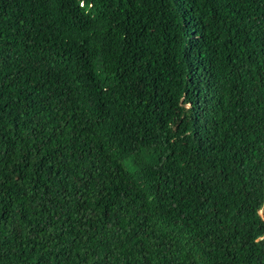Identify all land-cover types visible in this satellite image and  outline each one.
<instances>
[{"label": "trees", "instance_id": "obj_1", "mask_svg": "<svg viewBox=\"0 0 264 264\" xmlns=\"http://www.w3.org/2000/svg\"><path fill=\"white\" fill-rule=\"evenodd\" d=\"M0 264H264V0H0Z\"/></svg>", "mask_w": 264, "mask_h": 264}]
</instances>
